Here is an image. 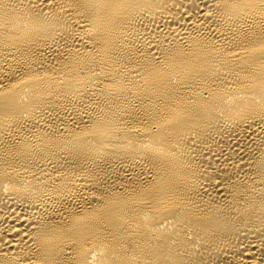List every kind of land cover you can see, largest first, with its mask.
Instances as JSON below:
<instances>
[{"label": "bare ground", "instance_id": "bare-ground-1", "mask_svg": "<svg viewBox=\"0 0 264 264\" xmlns=\"http://www.w3.org/2000/svg\"><path fill=\"white\" fill-rule=\"evenodd\" d=\"M0 264H264V0H0Z\"/></svg>", "mask_w": 264, "mask_h": 264}]
</instances>
